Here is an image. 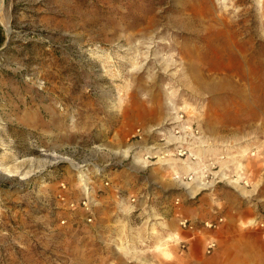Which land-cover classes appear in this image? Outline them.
Instances as JSON below:
<instances>
[{"label": "rangeland", "instance_id": "1", "mask_svg": "<svg viewBox=\"0 0 264 264\" xmlns=\"http://www.w3.org/2000/svg\"><path fill=\"white\" fill-rule=\"evenodd\" d=\"M260 2L0 0V138L4 141L0 161L7 152L2 148L7 146L12 151L9 159L12 154L19 161L39 157L42 165L38 163L36 168L44 170L23 185L17 176L9 178L0 172V264H143L112 246L115 237L123 238V225L111 234L108 223L97 229L72 218L80 210L73 213L56 207L58 182L64 178L73 185L75 177L69 165L63 169L47 166L51 156L39 149L62 154L59 151L64 149H92L106 143L124 147L137 127L145 131L160 127L169 115L168 101L172 99L177 107L189 105L183 110L185 116L195 119L215 147L232 143L236 155L245 154L248 144L264 137V85L254 87L264 81V0ZM229 16L239 20L237 33L232 35L229 30L235 28L225 26ZM230 37L249 62L257 60L258 68L251 69L256 74L247 79H239L237 63H232L231 73L245 90L246 99L222 85L229 72ZM149 43L150 57L145 60ZM94 48L103 49L106 57L99 59ZM137 52L136 58L140 56L144 66L136 71L128 58ZM164 56L172 66L166 67ZM120 90L124 101L118 105ZM119 174L125 182L132 179L123 171ZM149 174L148 180L165 188L173 185L168 171L153 169ZM172 191L182 195L180 190ZM172 194L160 199L169 211L166 223L173 232L178 215L189 207L206 211L212 207L210 196L214 194L224 209L230 203L252 211L244 193L229 186L204 193L198 205L180 211L173 207ZM102 215L108 222L110 207ZM214 216L215 212L206 218ZM63 217H69L67 224H61ZM237 228L252 230L240 224ZM170 247L172 260L156 254L161 264L179 263L178 247ZM145 257L150 260L152 254ZM203 262L206 264L205 257Z\"/></svg>", "mask_w": 264, "mask_h": 264}, {"label": "built area", "instance_id": "2", "mask_svg": "<svg viewBox=\"0 0 264 264\" xmlns=\"http://www.w3.org/2000/svg\"><path fill=\"white\" fill-rule=\"evenodd\" d=\"M156 126L149 131L142 127L133 131L129 137L131 150L126 157L100 150L98 146L93 147L95 149L73 147L59 151L70 156L73 159L70 162L61 159L59 156L62 154L56 156L49 149L41 147L39 151L42 154L55 159L47 166L55 165L63 169L64 165H69L75 177L73 185L64 178L58 182L56 207L73 213L80 210L81 214L72 218L97 229L108 223L112 226L111 234L115 227L125 225L123 238L115 237L111 241L112 246L121 252L119 245L122 242L125 246L145 247L155 239L157 233L165 231L161 222L166 223L169 211L164 209L161 196L167 197V194L173 193V207L180 211L182 207L198 205L201 195L213 194L220 186L236 190L242 187L252 191L242 196L250 203L254 214L238 224L246 229H264V137L254 139L257 142L241 156L243 167L239 168L235 161V145H208L213 142L195 119L185 116V111L172 113L170 110L161 126ZM256 161L262 165L257 167ZM153 169L168 171L173 185L165 188L158 181L148 180ZM121 171L132 179L125 182L119 174ZM140 178H143L142 183L139 182ZM234 181L238 182L237 186ZM172 190H180L182 195ZM210 197L216 208L214 217L200 219L182 212L176 217L175 233L182 238L178 237V241L170 243L176 245L180 252L185 253L190 248V241L203 234L204 229H219L226 221V217L218 212L224 210L221 199L215 194ZM107 207L111 212L108 222L102 215V210ZM68 221L69 217H63L61 224ZM186 231L191 233L188 237L184 236ZM217 246V238H205L206 255L213 254Z\"/></svg>", "mask_w": 264, "mask_h": 264}, {"label": "bare ground", "instance_id": "3", "mask_svg": "<svg viewBox=\"0 0 264 264\" xmlns=\"http://www.w3.org/2000/svg\"><path fill=\"white\" fill-rule=\"evenodd\" d=\"M262 1V0H261ZM258 3L260 4V0H258ZM241 19V18H239ZM239 21V20H238ZM238 21L236 19H233L231 18L230 16L226 18L225 20V26L228 27V28H235L236 25H238ZM69 33V32H68ZM156 33V32H155ZM229 33L232 35L234 33H237V29H231V31L229 30ZM228 33V34H229ZM153 34V33H152ZM75 35V34H74ZM151 39V38H150ZM148 42V41H147ZM144 43V42H143ZM130 44V43H129ZM228 44H229V47H228V52H227V67H228V74L226 76V78L224 79V82H223V86L224 87H229L230 90H233L235 92V95L238 96V98H242V99H246V95H245V90H243L241 87L242 85L239 83V80L238 81H235L234 78H233V74L231 73V71L233 70V66L232 63L234 64V61H236L237 63V66H238V70H237V73L240 74V77L239 79H247V78H251L252 75L256 74H251V69L252 68H258V64H257V60H253L252 62H249L248 58L244 57L242 54H240L238 52V48L236 46V43L235 41L233 42L232 41V38L230 37V40L228 41ZM126 45V44H125ZM146 46V45H144ZM122 47V46H121ZM117 48V47H116ZM120 48V47H119ZM139 49V46H136L135 50L136 49ZM147 50L144 52V57H145V60H147L149 57H150V49H151V44L149 43L147 46H146ZM95 49V48H94ZM96 51L98 50V58L101 59V57L103 58V56L105 55L106 57V53L104 54V51L103 49L100 50L99 48H96L95 49ZM131 50V49H129ZM134 50V51H135ZM102 52V53H100ZM127 52V51H125ZM94 53V52H93ZM96 53V52H95ZM109 53V52H108ZM128 53V52H127ZM142 53V52H141ZM120 54V53H119ZM136 55V56H135ZM134 58H128L130 64L133 66L131 69L132 70H135L136 71L138 69H141L143 66H144V63H142L140 60H139V57H137V55H139V53L137 52L135 54ZM242 55V56H241ZM155 56V55H154ZM107 58H109V55L107 54ZM121 58V57H120ZM169 58V57H168ZM172 58V57H171ZM94 59V57L92 58ZM106 59V58H105ZM119 59V58H118ZM127 59V58H126ZM159 59V58H158ZM164 61L166 59V67H169V66H172L171 64L173 63L172 61H169L167 59V57L165 58V56L163 57ZM102 60V59H101ZM117 60V59H116ZM121 60V59H120ZM109 62H113V60L111 61V57L109 58L108 60ZM107 61V62H108ZM119 61V60H118ZM126 61V60H125ZM162 61V59H161ZM128 63V62H127ZM160 63V62H159ZM176 63V62H174ZM103 64V63H102ZM164 64V62H163ZM162 64V65H163ZM164 66V65H163ZM162 66V67H163ZM95 67V66H94ZM102 67V66H101ZM104 67L106 69H104L106 72H109L110 70L108 69L107 65H104ZM103 67V68H104ZM175 67V66H174ZM263 67V66H261ZM100 69V68H99ZM112 69V68H110ZM163 69H166L165 66ZM169 69V68H168ZM171 69V67H170ZM179 70V69H178ZM177 70V71H178ZM181 70V69H180ZM177 71H173L172 72V75L175 76V74H177ZM168 72V71H167ZM105 73V72H104ZM131 73V72H130ZM104 77V75H103ZM255 78V77H253ZM247 82V81H246ZM43 83V82H42ZM190 84V83H189ZM246 85V84H245ZM259 85H264V81H261L259 84L258 83H254V87H258ZM167 87V86H166ZM246 87V86H244ZM239 89V90H238ZM122 90V89H121ZM120 90V93L118 95V105H121L123 103V96H121V94H123ZM169 97H172L173 96V91H169ZM173 98V97H172ZM168 104L171 105V111L172 113H177L179 110H186L188 109L189 105L187 103H185L182 107H177L175 106V104L172 102V99H170V101H168ZM174 110V111H173ZM158 128V127H157ZM254 136H250L249 138H246L244 140H240V141H237L235 142L234 144H239L245 140H249V139H252ZM5 140V139H4ZM4 141L1 140L0 138V143L1 144H4L3 143ZM205 142V141H203ZM223 142H226V141H223ZM0 144V145H1ZM232 144V143H231ZM254 142H252V144H248L247 148H249L250 146H253ZM6 145V144H5ZM208 145H213L215 146L214 144H208ZM220 146H232L230 145L229 143H220L219 144ZM2 146V145H1ZM100 150H107V151H112V152H115V153H120L122 154L123 156H128L129 155V152L131 150V146L130 145H126L124 147H116L114 148L113 145L111 143H106V144H102L100 146H98ZM2 149H6V154L2 155V160L0 161V172L1 174H3L4 176H7L9 178H14V177H18V183L19 184H26L29 180L33 179L35 177V175H37L40 171H42L43 169H37L36 168V164H40L41 163V159L39 157H35V156H31V157H25L24 159L20 160L17 159V157L13 155V159H9V156L7 157V155L9 153H12V151L10 150H7V146L2 148ZM95 149V148H93ZM52 154H55L56 156L60 155V154H57V152H52ZM66 153L63 152L61 156H59L61 159H65L67 161H72L73 159L68 156V155H65ZM243 152L241 153H238L237 155L235 154V161H236V166L237 167H243V161H240L238 159V157H241L243 156ZM47 157V156H46ZM49 157V156H48ZM43 158V157H42ZM48 159V158H46ZM9 160H11L10 162H8ZM55 159H52V157H50L49 159V162L52 163ZM45 162V161H44ZM43 162V163H44ZM42 165V163H41ZM264 165V164H263ZM44 171V170H43ZM13 180V179H12ZM236 183V184H235ZM234 184L235 186H237L238 182L237 181H234ZM240 191L244 194H247L248 191L245 189V188H240ZM238 190V189H237ZM192 192H195V191H192ZM162 224V227L163 229H165L164 232L161 233V236H160V233H155L156 234V237L155 239L153 240L154 242H152V244L148 246L147 249H142V248H138L136 246H125L123 244V242L119 245V248H120V251H122L126 256H129L131 259H134V260H138L139 262L143 263V264H161L157 257H156V254L160 255L161 257L165 258V260H172L174 258V254L171 250V247L170 246H174V245H171L169 246V243L170 241H178V237L179 238H182L181 236H179V234L173 232L174 229H172L168 224L164 223V222H161ZM125 228V225L123 226ZM123 228V229H124ZM178 235V236H177ZM159 236V237H158ZM175 249V248H174ZM176 250V249H175ZM151 253L152 254V257L150 260L146 259L145 255L146 253ZM176 255V254H175ZM159 256V257H160ZM158 257V258H159ZM213 257V256H212ZM207 259V258H206ZM216 259V258H215ZM179 264V263H178Z\"/></svg>", "mask_w": 264, "mask_h": 264}, {"label": "crops", "instance_id": "4", "mask_svg": "<svg viewBox=\"0 0 264 264\" xmlns=\"http://www.w3.org/2000/svg\"><path fill=\"white\" fill-rule=\"evenodd\" d=\"M213 206L212 203L211 208L202 212L197 211L196 207H189L185 214L204 219L213 215L216 210ZM218 212L226 217V221L219 229H204L203 234L194 237L185 253L178 251L177 261L180 264H202L205 257L206 264H264V229L243 232L237 228L240 221L254 214L253 211H247L241 204L229 203L224 210ZM190 234L186 231L184 236L188 237ZM208 236H214L218 240V246L211 255L204 252L205 238Z\"/></svg>", "mask_w": 264, "mask_h": 264}]
</instances>
